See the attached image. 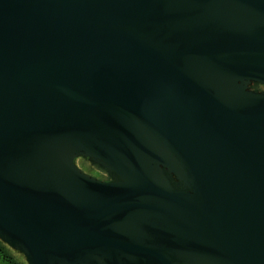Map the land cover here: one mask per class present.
Segmentation results:
<instances>
[{"label":"water","instance_id":"95a60500","mask_svg":"<svg viewBox=\"0 0 264 264\" xmlns=\"http://www.w3.org/2000/svg\"><path fill=\"white\" fill-rule=\"evenodd\" d=\"M253 84L264 0H0V241L25 264H264Z\"/></svg>","mask_w":264,"mask_h":264},{"label":"trees","instance_id":"16d2710c","mask_svg":"<svg viewBox=\"0 0 264 264\" xmlns=\"http://www.w3.org/2000/svg\"><path fill=\"white\" fill-rule=\"evenodd\" d=\"M0 264H25V262L22 256L17 259L15 254L0 241Z\"/></svg>","mask_w":264,"mask_h":264},{"label":"flooded vegetation","instance_id":"af4514ba","mask_svg":"<svg viewBox=\"0 0 264 264\" xmlns=\"http://www.w3.org/2000/svg\"><path fill=\"white\" fill-rule=\"evenodd\" d=\"M252 87H254V88H256V89H261V90H264V86L263 85H258V84H253L252 85ZM79 160H81V161H83L84 163H86L85 161H84V159H82V158H79ZM78 160V161H79ZM77 161V162H78ZM86 166H87V168L86 167H81L82 169H84L86 172H88L89 174H91L92 176H95V177H97V178H100V179H106V177H105V175L103 174V173H101L100 171H98V170H94V169H91L88 165H87V163L85 164Z\"/></svg>","mask_w":264,"mask_h":264},{"label":"rangeland","instance_id":"374dc122","mask_svg":"<svg viewBox=\"0 0 264 264\" xmlns=\"http://www.w3.org/2000/svg\"><path fill=\"white\" fill-rule=\"evenodd\" d=\"M77 164L79 165V166H81V167H86L87 168V166L85 165L86 163H84L83 161H81V160H79L78 162H77ZM15 257L17 258V259H20V257L18 256V255H16L15 254Z\"/></svg>","mask_w":264,"mask_h":264}]
</instances>
